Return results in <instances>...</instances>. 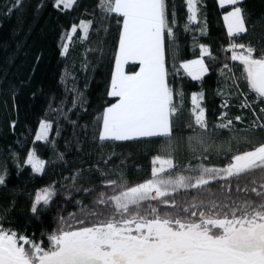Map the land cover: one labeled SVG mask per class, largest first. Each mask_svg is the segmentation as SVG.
Returning a JSON list of instances; mask_svg holds the SVG:
<instances>
[{
  "label": "trees",
  "instance_id": "trees-1",
  "mask_svg": "<svg viewBox=\"0 0 264 264\" xmlns=\"http://www.w3.org/2000/svg\"><path fill=\"white\" fill-rule=\"evenodd\" d=\"M54 2L23 0L10 12L12 0H0V174L5 175V183L0 185V216L5 219L0 223L5 228L47 247L48 235L60 226L59 218H68L70 213L79 215L81 204L77 201L91 205L96 192L111 194V189L102 184L105 179L119 180L123 174L129 185L141 183L151 178L153 158H167L169 154L177 167L168 173L195 175L187 170L188 166L222 168L236 152L251 150L264 142V129L250 128L254 122L264 124V114L259 111L264 108L262 101L254 102L243 65L231 59L234 44L252 45L255 57L264 54V0L240 1L238 6L245 10L248 31L231 36L226 34L222 19L227 8H221L216 0H201L198 20L191 24L187 21L186 0H167L170 19L175 6L176 23L172 25L174 37H166L165 67L179 113L173 118L171 137L129 141L99 139L103 109L115 102L107 90L118 49V20L122 18L104 13L98 7L99 0H75L70 9H63V5L56 8ZM81 20L92 22L87 38L78 27L68 41L67 33ZM66 42L67 53L61 55ZM200 45L208 49L203 59L209 70L201 79L193 80L181 64L201 58ZM137 67V63H129L125 69L131 73ZM201 92L207 131L195 125L191 111L192 95ZM242 101L253 107L242 108ZM237 116L241 120H235ZM41 120L50 122L52 128L46 140L38 141L35 137ZM227 120H232V128L216 127ZM193 136H203L205 143L190 141ZM233 137H252L254 143L249 145L242 139L237 142ZM30 151L45 162L42 172H33L25 163ZM101 171L107 175L101 176ZM73 176L78 177L75 187L94 191H75ZM253 178L255 185L251 184ZM260 183L257 172L242 176L239 188H259ZM49 186L56 188L57 195L49 205L38 206V215L33 214L30 209L35 194ZM209 188L218 201L225 197L232 202L255 198L254 194L240 191L234 178L231 183L211 181ZM196 195L194 189H182L171 197L186 204Z\"/></svg>",
  "mask_w": 264,
  "mask_h": 264
},
{
  "label": "snow or ice",
  "instance_id": "snow-or-ice-1",
  "mask_svg": "<svg viewBox=\"0 0 264 264\" xmlns=\"http://www.w3.org/2000/svg\"><path fill=\"white\" fill-rule=\"evenodd\" d=\"M225 2L233 6L224 17L229 35L246 33L245 10L238 6L240 0H220L221 5ZM22 3L23 0H12L9 11ZM200 3L201 0H186L189 24L198 20ZM74 4L75 0H55L54 7L63 5V9H70ZM98 7L107 15L114 13L122 18L118 20L121 25L118 49L107 90L115 102L103 109L99 139L171 137L173 118L178 116L179 108L173 103L174 90L168 82L165 52L166 37H174L175 6L171 19L167 0H99ZM91 24L81 20L78 26L72 25L67 33L68 41L78 27L86 39ZM185 29L188 30V24ZM200 30L204 32L205 28ZM68 47L67 42L62 45L61 55L67 53ZM231 48V59L243 65L248 87L257 97L264 98V54L255 57L256 49L252 45L234 44ZM236 49L241 51L238 53ZM200 50L201 58L181 64L193 80L201 79L209 70L203 59L208 49L200 45ZM128 61H138L139 70L126 73L124 65ZM203 98L202 92L192 95L191 111L195 125L207 131L205 109L200 104ZM227 105L226 100L224 106ZM240 106L253 107L247 101H242ZM259 111L264 114V108ZM234 119L239 121L241 117ZM216 127L232 128L233 122L227 120ZM256 127L264 129V124L250 125ZM51 128L50 122L41 120L35 139L46 140ZM233 139L254 143L252 137ZM189 140L205 143L203 136ZM59 158L63 159V154ZM25 163L37 173L45 167V162L33 151L28 153ZM152 164L151 178L141 183L129 185L123 174L119 180L102 181L111 194L96 192L91 205L77 201L81 204L79 215L70 213L68 218L60 217V226L48 235L47 247L0 223V264H264V142L255 144L251 150L236 152L222 168L188 166L187 170L195 175L168 173L177 167L171 154L167 158L155 156ZM257 172L261 178L259 188L247 185L239 188L242 176ZM100 175L107 174L101 171ZM233 178L240 191L254 194L255 198L249 196L242 202H232L230 197H225L218 201L211 193L210 182L231 183ZM71 179L75 191L89 194L94 191V188L75 187L77 176ZM4 183L5 175L0 174V185ZM251 184H256L255 178ZM224 187L220 186L221 192ZM182 189H194L197 195L186 204L178 203L171 194ZM56 195L57 190L52 186L39 190L30 211L38 215V206L49 205ZM4 219L0 216V222Z\"/></svg>",
  "mask_w": 264,
  "mask_h": 264
},
{
  "label": "crops",
  "instance_id": "crops-1",
  "mask_svg": "<svg viewBox=\"0 0 264 264\" xmlns=\"http://www.w3.org/2000/svg\"><path fill=\"white\" fill-rule=\"evenodd\" d=\"M217 1V3L219 4V6L221 7V8H227L223 13H222V19H223V23H224V26H225V29H226V34H228L229 35V32H228V26H227V23H226V21H225V19H224V17H225V15L228 13V12H230L231 10H232V5H229L228 3H224L223 5H221L220 4V0H216ZM241 1V0H240ZM230 36V35H229ZM117 50V49H116ZM199 59V58H198ZM194 60H196V59H194ZM190 61H192V60H190ZM129 63H137V65H138V67H137V69H135L136 71H138L139 70V63H138V61H128L125 65H124V71L126 72V73H128L127 71H126V65L127 64H129ZM114 67H115V65H114ZM114 70V69H113ZM112 70V71H113ZM135 72V71H134ZM132 73V72H131ZM131 73H129V74H131ZM102 128V127H101ZM114 141V140H113Z\"/></svg>",
  "mask_w": 264,
  "mask_h": 264
},
{
  "label": "built area",
  "instance_id": "built-area-1",
  "mask_svg": "<svg viewBox=\"0 0 264 264\" xmlns=\"http://www.w3.org/2000/svg\"><path fill=\"white\" fill-rule=\"evenodd\" d=\"M251 90V89H250ZM252 91V90H251ZM253 92V91H252ZM246 95H248V94H246ZM254 98H256V99H254V102H256V101H258V100H261L262 101V106L264 107V98H260V97H257L256 96V94L254 93V95H252ZM250 104V103H249ZM264 116V115H263Z\"/></svg>",
  "mask_w": 264,
  "mask_h": 264
},
{
  "label": "rangeland",
  "instance_id": "rangeland-1",
  "mask_svg": "<svg viewBox=\"0 0 264 264\" xmlns=\"http://www.w3.org/2000/svg\"><path fill=\"white\" fill-rule=\"evenodd\" d=\"M192 78V77H191ZM114 103V102H113ZM40 127V126H39ZM38 131H39V129H38ZM109 140H111V139H109ZM27 160V159H26Z\"/></svg>",
  "mask_w": 264,
  "mask_h": 264
}]
</instances>
